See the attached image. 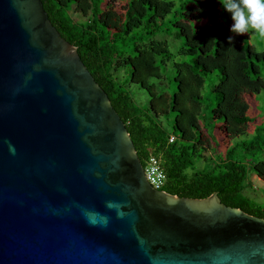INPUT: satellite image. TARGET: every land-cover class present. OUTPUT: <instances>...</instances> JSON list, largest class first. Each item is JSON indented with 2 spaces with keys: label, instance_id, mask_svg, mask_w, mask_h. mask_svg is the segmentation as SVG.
Segmentation results:
<instances>
[{
  "label": "water",
  "instance_id": "1",
  "mask_svg": "<svg viewBox=\"0 0 264 264\" xmlns=\"http://www.w3.org/2000/svg\"><path fill=\"white\" fill-rule=\"evenodd\" d=\"M0 264H264V219L153 189L41 0H0Z\"/></svg>",
  "mask_w": 264,
  "mask_h": 264
},
{
  "label": "trees",
  "instance_id": "2",
  "mask_svg": "<svg viewBox=\"0 0 264 264\" xmlns=\"http://www.w3.org/2000/svg\"><path fill=\"white\" fill-rule=\"evenodd\" d=\"M41 3L52 26L76 48L107 94L141 165L150 156L159 159L166 176L163 192L190 199L216 193L222 204L264 219V208L243 195L249 170L264 181V160L247 167L235 156L236 149L264 153V136L237 143L224 154L216 151L210 168H195L209 147L202 118L207 99L215 101L208 119L220 124L224 139L232 140L245 135L251 123L244 96L264 90V52L246 44L242 35L226 40L232 20L217 0ZM172 12L170 27L181 39L173 53L166 41L155 38ZM212 37L217 43H209ZM131 85L146 93L144 107L133 100Z\"/></svg>",
  "mask_w": 264,
  "mask_h": 264
},
{
  "label": "rangeland",
  "instance_id": "3",
  "mask_svg": "<svg viewBox=\"0 0 264 264\" xmlns=\"http://www.w3.org/2000/svg\"><path fill=\"white\" fill-rule=\"evenodd\" d=\"M71 16L76 20L80 18L78 15L73 13H71ZM172 21L173 12L165 17V26L160 29V32L155 38L166 41L169 46V50L173 53L175 52V49L180 45L181 39H177L175 37L173 28L170 27ZM230 34L234 35L233 33ZM242 36L244 37V41L246 44L252 45L259 52H264V38H261L254 33H245ZM213 74H215V72ZM209 84L210 82H207L206 87H209ZM171 89L173 91L175 90V84L172 83ZM128 91L135 103L143 107L147 104L148 97L146 93L140 90L137 86L131 85L128 88ZM244 99L249 107L248 116L251 119V123L249 124L245 135L232 140L224 139L217 129L220 124L208 119V111L214 107L215 101H210V99H207V102L205 104L207 108L204 109V117L202 118L205 119L203 120V123L205 125V133L208 137L209 147L208 151L204 153L206 158L195 161L196 170L210 168L211 164H213L217 159L218 154L215 153L216 151H218L219 154H224L228 149L234 147L237 143L251 141L257 134L264 136V90H262L259 94L253 95L251 97L244 96ZM235 156H237V159L247 167H252L254 163L260 160H264V153H259L257 151L243 152L242 149H236ZM246 183L248 184V186L244 190L243 195L264 208V181L257 178L249 170L247 172Z\"/></svg>",
  "mask_w": 264,
  "mask_h": 264
},
{
  "label": "clouds",
  "instance_id": "4",
  "mask_svg": "<svg viewBox=\"0 0 264 264\" xmlns=\"http://www.w3.org/2000/svg\"><path fill=\"white\" fill-rule=\"evenodd\" d=\"M217 2L224 12L230 14L232 20L229 26L230 33L235 35L254 33L264 38V0H217ZM233 39V35L226 37L228 42ZM217 41L218 38L212 37L209 43ZM9 150L15 154V148L11 144Z\"/></svg>",
  "mask_w": 264,
  "mask_h": 264
},
{
  "label": "built area",
  "instance_id": "5",
  "mask_svg": "<svg viewBox=\"0 0 264 264\" xmlns=\"http://www.w3.org/2000/svg\"><path fill=\"white\" fill-rule=\"evenodd\" d=\"M168 141L171 143L173 141V137H170ZM143 172L149 185L153 189L161 191L165 184L166 176L159 159L154 156H150L143 167Z\"/></svg>",
  "mask_w": 264,
  "mask_h": 264
}]
</instances>
